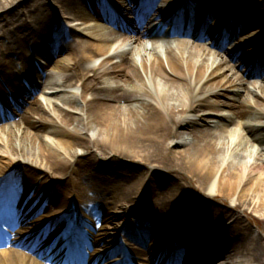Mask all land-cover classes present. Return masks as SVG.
Returning a JSON list of instances; mask_svg holds the SVG:
<instances>
[{
    "label": "bare ground",
    "instance_id": "bare-ground-1",
    "mask_svg": "<svg viewBox=\"0 0 264 264\" xmlns=\"http://www.w3.org/2000/svg\"><path fill=\"white\" fill-rule=\"evenodd\" d=\"M59 1L65 16L80 1L74 20L78 23L77 39L67 32H52L56 13L46 0H0L2 24L14 18H27L26 13L30 15L41 6L43 13L36 18L37 27L26 22L16 27L17 39H21L19 48L37 51L46 60L42 68L68 74L60 81L62 84L55 82L58 89L80 90L73 100L61 98V91L54 94L62 105L49 103L48 106L52 117L51 112L57 114V121L46 118L40 101H34L32 105L37 108H29L21 123L11 125L0 121V130L10 135L5 144L0 143V179L20 173L23 177L20 176L19 182L24 186L19 192L24 193L23 200L28 195L36 200L43 194V200L49 202L44 221L65 212L66 216L57 225L63 228L67 224L76 238L87 242L85 247L92 249L88 261L84 257L88 264H101L113 253L123 256L116 239L124 224L130 228L126 223L131 216L138 219L136 232L129 231L135 244H144L140 229L148 228L149 235L153 226L150 222L160 224L158 231L153 226L151 237L152 245H161L162 251L149 244L140 251L127 252L131 258L141 256L139 264H148L152 258L155 264H161L163 256H166L163 264H177L181 248L189 246L192 237L193 245L197 243V257L183 264H203L208 258L206 264H210L217 254L216 257L223 258L214 260L215 264L228 259L221 264H264L261 237H252V226L242 217L257 214L259 221H264V83L261 86L258 83L264 75V0H254L250 8L252 0H161L166 9L173 3L183 8L176 20H167L173 32L165 29L164 18L172 10L157 7L154 15L159 14V23L150 22L146 27L127 25L122 33L108 30L110 23L119 25L112 11L132 14L136 9L133 5L140 0H130L131 5L127 3L129 0ZM139 6H142L140 10L148 11L145 3ZM260 11L262 18L258 16ZM190 16L198 23L205 18L215 20L213 34L219 41L215 40L213 47L185 38L192 33L180 18ZM74 22L70 25L74 26ZM154 32L158 38L152 36ZM238 34L240 37L231 44L234 45L231 49L248 54L245 59L254 60L257 56L260 64L255 70L247 68L246 60L245 63L236 60V53L221 52V39L225 42ZM43 45L46 52L40 50ZM5 53L12 55L8 49ZM19 60L24 61V66L30 62L29 57ZM25 69L35 70L29 66ZM25 74H28L26 70L11 72V64L1 66L0 93L14 91L19 102L20 95L28 93L20 83ZM3 104L0 97L4 116H18L13 107L7 113ZM76 105L78 112L74 115L68 108ZM233 123L239 125L242 133L236 127L230 129ZM81 130L85 133H80ZM99 155L104 157L99 162L101 166L89 160L92 171L87 175L95 180L96 186L78 195L77 191H83L78 159ZM1 158L10 162H2ZM119 162L137 164L136 173L119 167ZM105 167L108 174L102 171ZM16 168L21 169L17 172ZM47 168L55 169L66 181L50 182ZM159 170L174 174L175 180L160 176ZM147 174L152 175L146 178ZM66 185L68 190L72 188L69 197ZM131 185L136 186V191L130 189ZM170 188V195H165L163 192ZM201 189L209 190L211 198H223L230 206L221 210L200 207L193 195ZM155 191L159 193L151 199L150 194ZM72 197L80 203L77 230L73 223L69 225L74 214L66 213ZM147 201L151 202L148 209ZM134 203L131 215L119 213L122 206ZM111 206L116 207L115 212ZM16 208L24 212L30 205L12 203L0 214L1 219L17 224ZM238 208L242 209L239 214ZM184 209L183 214L191 220L178 225ZM44 225L38 224L37 231ZM176 228L179 229L175 231ZM164 234V239L158 238ZM57 235L56 230L52 242ZM176 239L180 241L172 246ZM49 242L46 236H34L31 240L24 237L20 246H27V251L32 246L37 251L41 249L45 254L35 253L46 257L55 251ZM112 246L114 250L109 254ZM82 253L87 254L81 251L74 257L66 251L59 255L64 264H80ZM116 259L113 261L119 260ZM0 264L57 263L51 259L41 263L24 252H3Z\"/></svg>",
    "mask_w": 264,
    "mask_h": 264
},
{
    "label": "rangeland",
    "instance_id": "rangeland-1",
    "mask_svg": "<svg viewBox=\"0 0 264 264\" xmlns=\"http://www.w3.org/2000/svg\"><path fill=\"white\" fill-rule=\"evenodd\" d=\"M33 2L35 1H38V0H32ZM230 1V0H229ZM244 1V0H242ZM32 2V3H33ZM59 0H46V3H48V7L52 8V10L54 9V11H56V14H58V22L60 24V28H62L63 30L71 33V30H69L67 27H65V25H70V21H72V18L71 19H68L69 15H67V18L64 19L62 18L63 15H61V13L57 10L59 9L60 10V6L59 5ZM254 0H252L251 4L249 5V7L253 6L254 5ZM24 4L22 3L21 6H23ZM239 6V5H238ZM237 6V7H238ZM21 8H24V7H21ZM42 13H43V10H41V6H39L38 8H36L35 10H33L30 15H28V13H26V16L27 18H14L13 20H11L9 23H5V24H2L0 23V66L1 65H6V64H13L14 61L16 60H13L12 57L10 56H7L5 55V51L8 49L10 50L12 53H22V50L21 48H19V41L21 39H17L19 34H17V32L15 31L16 27L21 25L22 23H28L30 24L31 26H34V27H37L36 25V18L38 17H41L42 16ZM262 14H263V11H260L258 13V16L262 18ZM74 14L71 15V17H73ZM212 22V23H211ZM210 23L213 24L214 23V19L211 21ZM39 29V28H38ZM37 29V30H38ZM12 32L11 35H9V33ZM210 34H212V30L209 32ZM72 34V33H71ZM72 36L74 37V39H77V34L74 33L72 34ZM239 34L234 36L231 40L230 43L236 41V39H238ZM230 43H226L222 46V48H220L222 51V53H226L228 55H231L233 53H236V50L235 52H233L234 49H229V48H234V47H228V45ZM9 48H12L14 51H12L11 49ZM46 52V51H45ZM31 55V54H30ZM36 57L33 58L32 64H29V67L33 68L36 70V72L34 73H30L25 79H24V83H23V86L27 87L29 89V92L25 95H20L21 98L19 99V103L16 104V106L20 107V109L22 108V111L25 110V113L26 111H28L29 108H37L35 106H33L32 104L34 103V101H40V108L42 110H44V113H46V118H48L49 120H59L57 114L55 115V113L51 112L53 114L54 117H52L50 115V105L48 106L49 103H58V104H61L62 105V101H60V99H57V96H55L54 94L58 91H61L62 93L59 94V95H62L61 98L63 99H71L73 100L74 98V94L76 95L75 93V89H58L57 86H54L55 85V82H60L65 76H68L67 73L65 74H62L63 72L59 73V72H54L53 70H50V67L48 68H45V69H42L41 67V64L40 63H45V59H41V58H38V56L36 54H34ZM236 60H242V62L245 63V60L246 62H249L250 63V66H248L247 68H251V66L254 64L255 60H250L248 57L245 59L243 57V53H236ZM33 57V56H32ZM243 66V64H242ZM16 67H12L11 66V69L14 70ZM34 70V71H35ZM259 86H261L263 83H264V75L259 78ZM59 84H62V82H60ZM8 96V95H6ZM6 96H5V101L6 102H9V100L6 99ZM62 99V100H63ZM11 106L12 107L14 104H13V101L10 102ZM22 103V104H21ZM79 105V104H78ZM74 115L76 114L77 111V105L74 107V106H71L70 108H68ZM22 111H20V113L18 114V119L17 117L16 118H9L11 119V122H6V123H3V124H11V125H14L16 124L17 122L21 123V117H22ZM48 114V116H47ZM50 115V116H49ZM21 125V124H20ZM1 126V125H0ZM230 129H235L236 127V130L239 132V133H242V130L241 128L239 127V125L237 126L236 123H233L232 125H229ZM80 133H85L83 132V130H81ZM10 135L9 133H3V131L0 130V143H3V140H5L7 142V140L9 139ZM107 158V157H106ZM104 159V157H101L100 155L98 157H93V158H89V157H84V158H79L78 159V162H79V165H77L81 170V177H82V188H83V191L84 189L86 191L84 192H87V190L89 189V187H93V186H96V182L95 180H90L88 179L87 175H91V165H89V163H97V166L101 164L99 162L102 163V160ZM110 159V158H109ZM89 160H92L91 162ZM1 161L2 162H10L8 161V158H1ZM123 162H125V160H122ZM123 162H119L118 163V166L119 167H122V168H125L127 170L130 171V173H133L135 172L136 173V169L135 167H137V164H133V163H130L129 165H126L125 163ZM24 167L25 164H23ZM95 168H97L96 166H94ZM19 169L21 168H16L17 172L19 171ZM119 170H122L121 168H119ZM118 170V171H119ZM23 171V170H22ZM21 171V172H22ZM102 171L104 173H106L108 171V168L105 167V168H102ZM148 169H146V173H147ZM143 170H140V173H142ZM159 175L165 177V178H169L170 180L173 179L175 180V175L174 174H169L168 171H165V170H159ZM46 173H48L49 177L51 178L50 179V182L51 181H63L65 182L66 180L62 179V180H58L60 177H64L62 176L61 174H58L59 172L55 171V169H51V168H47V171ZM16 174V177L14 179L11 180L12 183L14 184H11V192L13 193L14 196H16V198L18 199L19 197V187H21V184L19 183V179H20V176L22 175H19L20 173H15ZM58 175H61L58 177ZM152 174H147L146 178H149V176L151 177ZM25 176V175H24ZM23 177V176H22ZM124 179L125 177L122 176ZM135 179V178H134ZM129 181V180H128ZM130 183V182H128ZM183 184H185V182L183 181ZM186 186L188 188H191L190 187V184L186 183ZM193 186V185H192ZM67 187V197H69L70 193H71V189L72 188H69L68 190V185H66ZM194 187L196 189H200L199 188V184L198 183H194ZM130 189L131 190H135L136 191V186H130ZM192 189V188H191ZM166 190V189H165ZM170 190H167V191H164L163 193L165 195H170ZM81 193H83L82 191H80ZM159 192L155 191V192H152L150 194V198L153 199L155 197V195H158ZM209 190H202L201 191H198L197 190V193H195L193 196H195V199L197 202H199L200 204V207H207L208 209H218V210H221V209H227L226 207H229L230 206V203L228 201H225L223 198L221 197H209ZM21 201V200H20ZM88 202V201H87ZM151 202L150 201H147L146 202V205L148 206L147 209L150 206ZM87 205V204H86ZM190 205V201H188L187 203V206ZM130 207H132V205H129ZM129 206L125 205V206H122L123 208H121L120 210V214H126L127 215V211L129 210ZM111 211L115 212L116 211V207L115 206H111ZM206 209V208H205ZM49 210V209H48ZM238 211V214L240 212H242V209L241 208H238L237 209ZM216 212V211H215ZM130 213V212H129ZM36 215H38L36 213ZM172 215V213H171ZM242 215V214H241ZM243 217V220L246 222L247 225H251L252 226V229H253V234H252V237H261V240H262V249H263V254H264V221L261 222L259 221L260 219V216L257 215V214H254V215H251L249 214V217H246V215H242ZM180 221L179 223L182 221V222H185L186 220L190 221L191 218H189V216H185L184 214L180 216ZM27 221V219H25ZM130 221L132 223H135L136 221V217H132L130 218ZM28 222V221H27ZM159 222H155V224H153L154 226L157 225ZM152 224V223H151ZM18 228V227H17ZM145 229V228H144ZM143 229V230H144ZM146 230V229H145ZM20 231H23L22 229H20ZM127 231H130L128 228H127ZM52 235H48L49 238H51ZM226 238H227V233H226ZM48 239V238H47ZM131 245V244H130ZM132 245L136 248V244L135 243H132ZM131 245V246H132ZM138 247V246H137ZM161 247V246H160ZM32 255L34 256H37V254L35 252H30ZM30 254V255H31ZM32 256V257H34ZM50 257V256H49ZM35 258V257H34ZM113 258V257H111ZM111 258H109L108 261L111 260ZM45 259L46 258H43V259H39L38 261H42V262H45ZM107 261V262H108Z\"/></svg>",
    "mask_w": 264,
    "mask_h": 264
}]
</instances>
